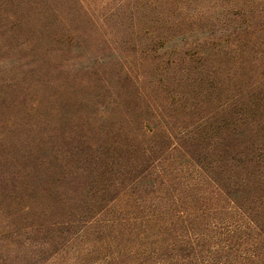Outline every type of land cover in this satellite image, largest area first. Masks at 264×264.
I'll return each mask as SVG.
<instances>
[{
  "label": "trees",
  "instance_id": "obj_1",
  "mask_svg": "<svg viewBox=\"0 0 264 264\" xmlns=\"http://www.w3.org/2000/svg\"><path fill=\"white\" fill-rule=\"evenodd\" d=\"M2 19L14 88L18 49L61 45L32 47L48 108L5 107L0 264H264V0H0Z\"/></svg>",
  "mask_w": 264,
  "mask_h": 264
},
{
  "label": "rangeland",
  "instance_id": "obj_2",
  "mask_svg": "<svg viewBox=\"0 0 264 264\" xmlns=\"http://www.w3.org/2000/svg\"><path fill=\"white\" fill-rule=\"evenodd\" d=\"M3 19L0 20V136L3 137V116H7V113L5 111V107L9 104V103H13L14 105V97H15V94H16V91H30L28 93V95L26 96H23L21 98H18V101L17 103L15 104L16 106L13 107V110L15 112H20L22 111L21 108L23 107L22 105H25L27 102L31 103L32 99H38L42 101L43 103V106L40 107V111L43 110H46L48 108V103H47V100L49 98V94L50 92L56 87V83H54L55 87L54 88H51V85L50 87H45L44 84L46 83V77L43 75L41 76V78L36 74L37 73V70L39 71V68L41 69V67H44L47 69V63L46 62H42V61H38L35 62V58L36 59H39L34 51L32 50V47H35V50L36 52H38L40 54V56L44 53L45 50H47L48 48H52L55 50L57 49L60 45V44H53V43H50L48 46L46 45H42L40 47H38L39 45L38 44H35V46L33 44H31L29 47H21L20 49H18V57L17 58H22V63L25 65V70L24 71H28L27 69H31V70H34L33 71V75H30V73L28 74L29 75V83L27 82H23L22 85H18L16 86V88H14V83L15 81L12 80V75L11 73H9L7 71V67H13L14 66V62L13 61H10L9 59L11 60H14L13 57H9V54L7 52V49L3 48ZM22 41H25L26 39V43H31V37L25 35V36H20L19 38ZM40 48H43L44 50L42 51H39ZM33 51L35 57L31 58L29 57L30 55V52ZM31 65H34V66H31ZM44 65V66H43ZM23 76H20V78H22ZM37 89L39 91H41V93H37ZM60 92L62 91V89L59 90ZM67 93H71V92H68ZM46 94V95H45ZM43 95H45V97H43ZM72 95V93H71ZM40 101V102H41ZM65 100L63 101V104H64ZM28 104V103H27ZM19 108V109H18ZM17 110V111H16ZM3 111H4V115H3ZM32 111V110H31ZM30 114V113H29ZM49 115V114H48ZM29 116V115H28ZM5 118V117H4Z\"/></svg>",
  "mask_w": 264,
  "mask_h": 264
}]
</instances>
